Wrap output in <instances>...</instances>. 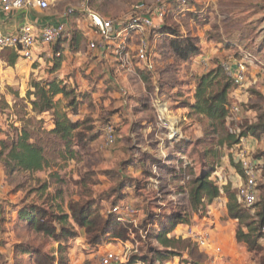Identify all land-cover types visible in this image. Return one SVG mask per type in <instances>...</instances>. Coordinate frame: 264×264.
Returning a JSON list of instances; mask_svg holds the SVG:
<instances>
[{"label": "rangeland", "instance_id": "rangeland-1", "mask_svg": "<svg viewBox=\"0 0 264 264\" xmlns=\"http://www.w3.org/2000/svg\"><path fill=\"white\" fill-rule=\"evenodd\" d=\"M162 2L163 0H64L61 8L62 11L68 9L74 11L71 16H75L77 22L71 19V24L68 26L72 33L76 34L82 33V29L90 33V26L83 14V8L88 7L105 19L123 20L136 4L143 3L153 8ZM153 23L157 27L163 25L165 29L176 30L180 37L192 41L200 49V54L193 57L189 64L176 61L167 48L171 38L156 35L154 31L159 27L158 29L154 27L143 38L152 55V60L157 62L151 73L153 80L148 85L140 79L147 73L139 70L142 69L141 65L135 63V50L139 40H134L127 49L129 63L132 65L130 70L113 62L114 59L110 58V53L106 54L108 58L98 60L96 65L88 62V65L80 68L77 64L70 63L67 77L71 79L73 84L70 83V85L76 92L89 88L85 77H91L94 83L97 82L93 87L95 93L91 102L88 101L83 105L82 112L86 113L85 116H88L86 118L96 123L95 129L101 127L102 121L107 123L105 118H109V123L115 129V142L106 145L102 131L98 140L89 144L85 150L77 149L76 160H58L51 169L36 173L15 170L10 172L4 164V156H1L0 219L4 220V211L6 207H9L8 205L13 207L16 204L23 205L25 199L27 201L25 205L34 202L48 209L49 212L50 210L57 212L58 207L68 211L70 203L79 201L85 191H91V199H94L104 213L113 205L137 207L139 214L136 215L134 224L136 233L130 234L129 240L126 241L128 249L124 251H127L128 261L123 264H150L156 252L165 253L170 250L173 254L167 263L203 264L208 259L210 262L213 261L214 257L219 259L223 250H229L227 242L220 243L221 245L213 244L210 237L213 238L214 235L210 229L209 232L206 231L212 224L210 221H205L206 225L198 226L203 228H193V231L197 233L204 231L209 236L210 245L205 249L191 242L184 226L191 228L199 220L210 218L207 215L209 205L205 203L194 211L188 202L191 180L199 173L204 174L209 169H213L209 181L219 188L228 187L230 193L237 195V188L244 182L239 164V150L237 147L228 149L215 146L217 140L204 133L206 121H202L197 116L188 117V110H185L183 106L190 98L188 95L194 90L196 81L194 79L215 65L239 61L245 54H249L253 56V63L247 67L242 87L233 88L232 93L235 91L237 96L232 103L239 107L236 123L258 124V117L264 116V0H187L185 7L172 2L166 16L162 20L154 17ZM70 44L72 40L68 43ZM86 44L85 40L83 48H86ZM93 54L94 51H91L90 58ZM95 59L98 58H93L91 61ZM138 71L142 72L141 75ZM67 77L64 76V79ZM99 78H103V81L110 78L112 83L109 82L108 85L103 82L98 83ZM29 100H33V97L30 96ZM29 100H17L16 105H13L12 101L0 99V125L7 129L17 124L14 127H28L29 130L34 131L37 127L34 122L35 117L30 118L26 109H31ZM7 103L14 107V112L11 111L12 108L7 107L9 106ZM164 106L167 109L162 112L161 107ZM253 108L257 109V114ZM159 112L164 119L179 127L181 139L186 140L185 153L182 155L187 158L181 159L175 153L171 155L172 146L162 145L160 142L164 131L156 125ZM248 138L251 139L252 144L248 148L245 142L247 138L244 139V149L248 153L245 161L262 162L261 169L256 174L258 201H261L264 197V134ZM0 139H2L1 134ZM216 149L219 151V157L214 161L210 156ZM154 155L172 168L168 171L160 169L156 176L148 177L149 173L152 174L151 164L156 161ZM141 160L144 162L143 167L133 165V161ZM3 164L8 175L1 170ZM117 172L137 182L140 189L134 194V189L127 188L126 200L121 203H114L116 198L101 201L99 199L101 193L116 187ZM83 178L88 183L83 187L84 189L76 184ZM43 185H45L43 191L46 196L37 198V195L30 194L31 191H42ZM223 197L226 198L222 193L218 198ZM214 203L220 212V202ZM257 204L249 210L251 216H254L259 209ZM146 206L150 214L144 213ZM9 209L12 208L9 207ZM169 210L183 213V217L187 218V224H183V227L178 228L176 232V235L183 233L184 238L176 236L174 240L179 242L172 246V249L165 250L162 244L154 239L158 231L157 225L162 219L160 218L159 221L155 219L156 222L150 223L147 217H162ZM221 215V221L231 220L224 215V210L221 211ZM123 217L127 218L126 215ZM231 221L235 225L236 232L237 222ZM182 229L184 231H181ZM262 233L263 238L259 241L261 251L258 253H249L247 248L237 244L234 238L232 243L233 247L235 246L234 251L238 250L236 248H242V256L238 251L234 262L229 261V264H264V232ZM20 238L39 245L43 249H50L52 244L30 235L25 228L22 229ZM82 246L86 247L85 242L80 239L76 246L77 251L73 252L71 264H80L81 255L84 257L90 255L86 249L80 251ZM218 249L220 253L217 252ZM67 253L65 251L64 259L68 264L70 258L68 261ZM95 261L96 256H93L86 259L84 264H95ZM154 264L159 262L155 261Z\"/></svg>", "mask_w": 264, "mask_h": 264}, {"label": "trees", "instance_id": "trees-1", "mask_svg": "<svg viewBox=\"0 0 264 264\" xmlns=\"http://www.w3.org/2000/svg\"><path fill=\"white\" fill-rule=\"evenodd\" d=\"M165 28L161 25L154 32L156 35H165L171 38L167 48L176 61L189 63L193 57L200 54V49L192 41L180 37L174 29ZM60 65L61 55L55 56L51 71L55 72L60 68ZM138 72L141 75L142 72ZM145 72L147 74L142 75L140 79L145 83H149L152 75L150 72ZM31 88L33 91L27 93L28 100L30 96L33 97V100H29L31 110L39 114L43 112L50 113L53 129L46 130L40 122L34 131L29 130L28 127L16 128L13 125L9 126L10 129L7 130L0 128V134L5 135V139H0V157L4 156V163L10 172L15 170L36 173L51 169L58 160H76L78 150H85L89 144L95 142L101 132L104 131L105 126L110 124L109 118H105V121L108 122L102 121L101 127L95 129L89 118L73 121L71 118L78 114L79 107L82 103L88 101L90 95L88 93H76L72 86L70 87L62 80L53 78L42 83H33ZM233 88L231 80L225 75L222 68L215 65L196 78L193 102L184 104V108L188 110V117L197 116L202 121H206L204 133L206 136L215 138L217 143L216 145L213 144L219 148L234 149L240 144L241 139H246L249 136L258 137L260 134H264V116L258 117L259 121L256 125H248L247 122L238 124L236 120L228 121L233 102L231 98ZM58 95L62 96V99L56 101L55 98ZM253 110L256 114L258 113L256 108H253ZM185 141L180 139L174 142L172 151L185 153ZM210 157L214 161L217 160L219 157L218 149L212 151ZM155 163L162 171L170 170L169 165H165V162L156 160L153 164ZM143 164L142 160L140 162L133 161V165L143 167ZM212 170L209 169L204 174L199 173L191 180L188 195L191 209L197 211L205 203L210 205L213 200L223 193L227 199V215L231 220L237 222L236 243L244 245L249 253L260 252L259 241L263 238L262 230L264 229V197L261 201H258L257 197L254 206L258 203L259 209L254 216H251L249 210L242 207L237 195L230 193L228 187L219 188L209 181ZM152 176L149 173L148 177ZM174 177L177 176L174 175ZM76 184L80 185L82 189L85 185H88L84 178ZM127 188L134 189L133 193L136 194L140 186L125 174L118 173L116 187L111 191L101 193L99 199L107 201L109 198H116L114 203H121L126 200ZM43 190H45V185H43ZM85 194L81 196L82 198L79 201L70 203L68 213L60 207H58L57 212L52 210L49 212L48 209L34 202L28 205L23 202L20 217L29 214L24 219L30 228L37 234L54 242H66L68 239L77 237L78 233L74 226L84 231L87 242L92 247H100L110 242L123 244L129 240L130 234L136 233L134 224L127 221L122 215L112 212V209L117 205H113L109 211L104 213L103 209L94 202V199H91V191H85ZM148 212L150 214L148 206L144 207V213L148 214ZM183 216V213L169 210L162 217H147L150 223L156 222L155 219H158L157 221L160 218L162 219L157 225L158 231H156L154 239L160 242L165 250L172 249V246L179 242L175 241L174 237L168 238V235L176 226L187 224V218ZM2 223L3 220L0 219V230ZM54 224L58 226L59 231L54 227ZM172 254L171 250L165 251V253L156 252L155 258L151 260L150 264H154L155 261L159 264H165ZM55 262L53 256L43 254L39 250L35 252V264H55ZM58 264H65L64 260L58 259Z\"/></svg>", "mask_w": 264, "mask_h": 264}, {"label": "crops", "instance_id": "crops-1", "mask_svg": "<svg viewBox=\"0 0 264 264\" xmlns=\"http://www.w3.org/2000/svg\"><path fill=\"white\" fill-rule=\"evenodd\" d=\"M63 1L64 0L53 1L51 3L50 8L45 11H40L37 9H27V10L14 11L9 14H5L0 11V33L5 34V35H11V34H15L16 32H18V30L21 28H27L32 34L37 35L40 29L46 24L64 22L68 26L71 24V19L72 21L77 22V20H75L76 19L75 16L70 15L68 17L64 15L65 11H62V8H61V4L63 3ZM87 23L89 24L88 20H87ZM81 32L82 33H76V34L72 33L73 40H72V44L70 45H68L69 42L60 43V44H56L52 46H45L43 44H38L34 50L33 59L31 61L23 59L13 49L2 50L0 52V99H5L6 101H12V104L16 105L17 100L27 99V93L33 91V89L31 88V85L33 83H42L45 81H49L53 78L62 80L64 81L65 84L70 85L72 81L71 79H68L67 77L68 69L70 68V63L77 64V67L84 68L85 65L89 64L88 62H91L90 64L92 65L93 64L96 65L98 60L108 58L107 57L108 55L106 54L110 52H105V51H101L98 49H95V50L89 49L88 43L93 40L97 41V37L94 35L91 29H90V33L89 31H86V29L85 30L82 29ZM85 40L87 44H86V48H83V43ZM91 51L92 52L94 51V54L90 58ZM56 54L61 55V65L58 70H56L55 72H52L51 66H52L53 58L55 57ZM109 55H110V58H113L111 53ZM93 58H98V59L91 61ZM72 68H75V67H72ZM64 76L67 78L64 79ZM103 78H99L98 83L103 82V84H106V85H108L109 82L112 83V80L110 78L106 79L105 81H103ZM152 80L153 79H151V81ZM85 81L87 82L89 88L83 91L78 90L76 93L78 94L88 93V95H90L88 101L91 102V98L93 94L95 93V90H93V87L97 84V82L94 83L91 80V77H85ZM144 84L148 85L149 83H144ZM193 93H194V90H192L190 95H188L190 98L187 101L190 103L193 102ZM236 96H237L236 92L234 91V93L231 94L232 101L234 98H236ZM59 99H62V96L60 95L56 96L55 100L57 101ZM88 101L81 104L78 110V114L71 118L73 121L82 120L88 117V116H85L86 114L85 112H82L83 105L85 103H88ZM7 104L9 105L10 103H7ZM232 105H236V104L232 103ZM7 107H9V109L12 108L11 105ZM26 109L29 112L28 116H30V118L35 117L34 119L35 124H38L40 122L42 124L41 126L45 128L46 130L49 131L53 129L52 117L50 113L43 112L39 114V113L32 111L30 108H26ZM184 109L187 110L186 108ZM13 110H14V107L11 109V111ZM94 124L96 123H93L92 121L93 126ZM16 125L17 124H14L13 126H16ZM156 125L158 126L157 122H156ZM0 128L2 130L8 129V128L7 129L4 128L3 125H0ZM1 135H2V140L5 139V135L4 134H1ZM245 142H247L248 148L252 144V141L250 138H247ZM172 153H177L181 155L183 159L187 158L185 155H182L181 152L172 151L171 155ZM153 157L154 159L158 161L162 160L159 157H156L155 155ZM4 164L1 170H3L5 175H8L9 173L6 167L4 166ZM171 168L172 167H170V169ZM28 173H32V172H28ZM31 194H35L37 195V198H40L41 196L45 195V191L44 192L43 191H33L31 192ZM215 201L220 202V212L217 209L218 206L214 203ZM24 203L25 204L27 203L26 199L24 200ZM226 204H227V199L225 197L213 200V202L207 207L209 210L208 216L210 218L201 219L199 220V222H196L197 224L194 227H191V228H197L199 225H202V226L206 225L207 223H205V221H210L212 224L209 226L210 228L206 229V231L210 229L211 233L214 235L213 238L212 236L210 237L211 240L213 241V244L217 245L220 243L221 244L226 243V242L228 243L229 250L227 251L223 250L219 259L217 257H214L213 261L210 262V260L208 259L203 264H229V261L234 262V257L237 255L238 251H240V255L242 254L241 251L243 249L236 248L238 250L234 251L235 246L233 247V244H232L235 238L234 223L231 220H228L226 222H223L220 220V217L222 216L221 211L224 210V215L226 217L228 216L227 210H226ZM8 206L11 207L12 209H9V207L5 208L4 215H3L4 220H3L1 230H0V245H1L0 246V261H1V264H35L34 255L37 250H39L43 254L53 256L56 260L55 264H58V259L60 258L64 260L65 264H67V261H65L66 259H64L65 258L64 253L66 251V253L68 252L67 253L68 255L66 254L68 256V261L70 258L69 262L71 264L72 263L71 258L73 256V252L77 251L76 246H78L80 239L83 240V242H85V245H86V247L82 246L80 251L82 249H86L87 253H90L89 256L84 257L83 255H81L79 257L80 264H84L86 259L93 257V256H96L95 264H98L100 257L105 252L114 251L117 253H121L124 250L128 249L127 242L123 244L116 243V242H110L100 247H92L88 244L84 231L81 229H78L76 226H74V229L78 233L77 237L68 239L66 242H54L47 237L37 234L30 228V226L24 219V217L25 216L28 217L29 214H26L23 217H20V211L22 209L21 204H16L14 205L15 207H13L12 205H8ZM61 209L65 211L66 213H68L67 209H63V208ZM135 217H127L125 219L129 222H132V221H135ZM54 227L57 229V231H59V228L58 226H56V224H54ZM180 227H183V226L182 225L176 226L171 232V234L168 235V238H171V237L176 238V236H181V238H184L183 233H181V235H176V232L178 228ZM184 227L186 228L188 226H184ZM23 228H25L30 233V235H34L37 239L51 242L52 244L50 246V249H47V248L43 249L39 245H34V244L29 243L28 241L21 239L20 234H22ZM184 230L182 229L181 231H184ZM204 252L208 253L210 251H204ZM165 264H174V263L166 262Z\"/></svg>", "mask_w": 264, "mask_h": 264}, {"label": "built area", "instance_id": "built-area-1", "mask_svg": "<svg viewBox=\"0 0 264 264\" xmlns=\"http://www.w3.org/2000/svg\"><path fill=\"white\" fill-rule=\"evenodd\" d=\"M55 0H0V11L9 14L14 11L37 9L40 11L48 10L51 3ZM187 0H163L157 7H149L143 3L132 6L128 15L123 19H105L98 13L90 10L88 7L83 8V14L89 22L90 29L97 37L98 41H90L88 47L90 50L98 49L105 52H110L117 64L127 67L129 70L132 65L129 63L128 48L134 40H139L135 50V63L141 65V70L152 73L155 62L152 60V55L149 53L143 38L151 29H158L153 23V18L156 17L162 20L168 13L169 6L172 2L185 7ZM73 10H66L64 15H72ZM64 16V17H65ZM72 40V32L64 22H56L54 24L44 25L37 35L32 34L27 28H21L15 34L5 35L0 33V52L4 49H13L23 59L32 60L33 53L38 44L52 46L60 43L70 42ZM55 56H58L56 54ZM253 56L245 54L239 61L221 64L220 67L225 75L231 80L234 89L242 87L244 76L247 72V67L253 63ZM167 107H161V111H166ZM239 107L232 105L230 108L229 120H237ZM157 124L164 131L162 145H173L174 142L181 139V131L177 125H173L171 121L164 119L159 112L157 115ZM103 136L106 145H111L115 142V129L112 124L105 126ZM239 153V164L242 169L244 182L237 188V198L243 208L251 210L257 201V180L256 174L260 171L262 162L253 161L246 162L247 151L244 149V138L240 140L237 146ZM175 155H179L175 153ZM182 159V156L179 155ZM164 163V161H161ZM166 163V162H165ZM168 163V162H167ZM158 164H151L152 175L159 171ZM113 213L120 214L126 217H135L138 210L134 207H114ZM209 213V211H208ZM207 213V215H208ZM135 224V221L131 222ZM185 231L191 242L196 243L199 247L207 248L210 245L209 236L206 232L199 233L193 231V228L186 227ZM264 232V229L262 230ZM220 253V250H217ZM128 261L127 251L117 253L114 251L105 252L99 259L98 264H123ZM182 264H197L192 262Z\"/></svg>", "mask_w": 264, "mask_h": 264}]
</instances>
